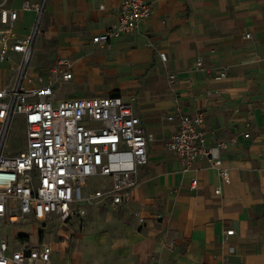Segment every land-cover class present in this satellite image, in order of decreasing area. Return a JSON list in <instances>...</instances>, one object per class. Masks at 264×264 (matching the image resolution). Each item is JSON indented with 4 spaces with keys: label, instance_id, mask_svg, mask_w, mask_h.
I'll return each mask as SVG.
<instances>
[{
    "label": "crops",
    "instance_id": "1",
    "mask_svg": "<svg viewBox=\"0 0 264 264\" xmlns=\"http://www.w3.org/2000/svg\"><path fill=\"white\" fill-rule=\"evenodd\" d=\"M7 1L3 8L18 11V38L31 34L38 15L20 8L37 0ZM50 1L72 9L66 19L93 36L116 21L123 2ZM146 1L152 13L139 35L106 44L108 73H119L116 98L133 106L150 138L139 185L107 226L94 230L85 253L66 250V240L55 249L42 243L51 247L52 264H264V0ZM198 113L204 147L223 144L228 181L203 157L184 172L167 149L178 118ZM30 238L19 235L16 245Z\"/></svg>",
    "mask_w": 264,
    "mask_h": 264
},
{
    "label": "built area",
    "instance_id": "2",
    "mask_svg": "<svg viewBox=\"0 0 264 264\" xmlns=\"http://www.w3.org/2000/svg\"><path fill=\"white\" fill-rule=\"evenodd\" d=\"M20 10L38 15L40 8L24 1ZM151 13L146 0H123L116 21L90 41L103 47L112 38L132 35ZM17 17L18 11L0 7V62L9 53L20 57L14 84L0 88V229L50 220L65 222L83 213L81 205L98 201L115 207L126 204L139 185V168L147 162L150 141L133 106L115 97L58 99L55 85L72 79L73 62L67 58L53 65L45 82L27 77L25 68L35 31L18 38L14 32ZM196 66L201 67V62ZM167 78L172 80L174 75L167 74ZM16 117L23 121L26 147L16 155H6V140ZM202 124L201 113L181 115L167 149L184 172L203 157L228 181V170L219 158L223 144L205 148ZM94 177L108 183L85 194L82 190ZM195 185L192 180L191 186ZM232 233L228 230L225 235ZM51 252L48 244L27 242L14 247L0 237V264H52Z\"/></svg>",
    "mask_w": 264,
    "mask_h": 264
},
{
    "label": "rangeland",
    "instance_id": "3",
    "mask_svg": "<svg viewBox=\"0 0 264 264\" xmlns=\"http://www.w3.org/2000/svg\"><path fill=\"white\" fill-rule=\"evenodd\" d=\"M7 0H0V7H5ZM28 2V1H27ZM38 5L40 11L34 24V39L31 45V56L26 64L25 74L32 79L41 78L43 82L48 80L50 70L61 58H67L73 62V79L69 82H58L55 85L56 97L65 98H94L116 97L120 92L115 83L119 81V73L109 75V52L107 45L102 48L90 44L93 32L87 31L80 24H72L66 17L72 15V9H57L50 0H37L29 2ZM139 31L131 36L137 37ZM7 54L3 62H0V88H9L14 84L17 76L18 56ZM26 147L25 129L20 117H16L10 127L5 144L6 155H16ZM104 179L100 177L90 178L86 187L82 190L89 194L99 189ZM83 213L73 216L65 222L50 220L41 225L28 224L25 226H3L0 229V237L13 240L16 245L19 235H30L31 244L38 242L51 244L52 249L57 243L66 240L68 251H80L85 253V243L90 242L94 230L104 228L110 222L111 214L117 212L119 207L111 206L107 201H98L92 205H81ZM94 210V212H91ZM37 236L39 241L37 240ZM69 236V237H68ZM20 244V243H19ZM17 243L16 247L19 246ZM59 261L62 254L59 253Z\"/></svg>",
    "mask_w": 264,
    "mask_h": 264
},
{
    "label": "trees",
    "instance_id": "4",
    "mask_svg": "<svg viewBox=\"0 0 264 264\" xmlns=\"http://www.w3.org/2000/svg\"><path fill=\"white\" fill-rule=\"evenodd\" d=\"M115 98H116V94H115V96H114Z\"/></svg>",
    "mask_w": 264,
    "mask_h": 264
}]
</instances>
